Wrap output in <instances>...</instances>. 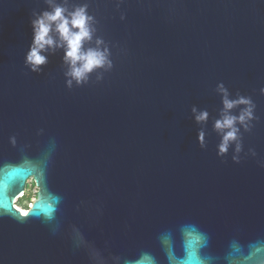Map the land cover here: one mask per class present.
I'll return each instance as SVG.
<instances>
[{
	"label": "water",
	"instance_id": "water-1",
	"mask_svg": "<svg viewBox=\"0 0 264 264\" xmlns=\"http://www.w3.org/2000/svg\"><path fill=\"white\" fill-rule=\"evenodd\" d=\"M51 3L87 5L85 48L106 49L107 63L78 84L53 47L31 71L32 21L50 4L0 0V162L41 160V186L60 198L53 223L18 221L13 202L29 180L17 186L0 216V264H123L142 251L164 264L157 234L185 221L208 234L214 257L264 239V0ZM221 86L253 110L223 156Z\"/></svg>",
	"mask_w": 264,
	"mask_h": 264
},
{
	"label": "clouds",
	"instance_id": "clouds-1",
	"mask_svg": "<svg viewBox=\"0 0 264 264\" xmlns=\"http://www.w3.org/2000/svg\"><path fill=\"white\" fill-rule=\"evenodd\" d=\"M48 2L51 11L43 12L32 21L33 42L25 63L35 72L47 62L46 56L43 55L46 49L63 48L64 62L70 67L68 75L79 84L88 73L107 63V50L85 48V44L90 42L93 36L92 17L87 13V5L68 11L64 6L52 5L51 0ZM96 43L99 45L101 41L97 40ZM220 92L223 115L215 122L214 128L218 133H222L217 154L223 156L227 153L229 145L237 140L238 129L235 125H245L252 119L253 110L249 99L240 97L230 100L222 86ZM240 105L245 107L238 116L229 114L233 108ZM193 112L195 113V109ZM207 115V112H201L195 119L198 123L204 122ZM197 139L202 145L203 134H199ZM10 143L15 146V138H11ZM236 150L239 151V145ZM23 173H28V176L21 179ZM9 176L15 178L6 179ZM43 178L42 162L39 159L21 156L15 161L0 162V216L9 215L8 205L14 199V191L24 180H29L37 184L39 192L29 205V211L19 215L18 221H23L33 213L34 219L44 224L53 223L59 211L60 198L52 193H45L41 186ZM156 239L164 264H264V239L247 244L233 240L222 258L206 254L204 250L208 247V234L194 221H185L174 230L164 229L157 234ZM123 264H161V260L151 251H142L135 257L124 259Z\"/></svg>",
	"mask_w": 264,
	"mask_h": 264
},
{
	"label": "rangeland",
	"instance_id": "rangeland-1",
	"mask_svg": "<svg viewBox=\"0 0 264 264\" xmlns=\"http://www.w3.org/2000/svg\"><path fill=\"white\" fill-rule=\"evenodd\" d=\"M36 192H37V190H36L35 187L32 186V182H31V181L27 182L26 190H25L24 193H23L24 196H26V197L29 198V202H27V203H26V206H25L26 208H28V207H29V203H31V202L34 200L35 195H36ZM23 195L17 197L18 199H17V198L14 199V202H13V203H14V207H15V208H18V209H20V210L25 211L26 208L23 209V208H20V207L17 206V201H18L19 199H21V198L23 197Z\"/></svg>",
	"mask_w": 264,
	"mask_h": 264
},
{
	"label": "trees",
	"instance_id": "trees-1",
	"mask_svg": "<svg viewBox=\"0 0 264 264\" xmlns=\"http://www.w3.org/2000/svg\"><path fill=\"white\" fill-rule=\"evenodd\" d=\"M32 186H33V183H32ZM27 202H29V198L23 195V197L17 201V206L25 209Z\"/></svg>",
	"mask_w": 264,
	"mask_h": 264
},
{
	"label": "bare ground",
	"instance_id": "bare-ground-1",
	"mask_svg": "<svg viewBox=\"0 0 264 264\" xmlns=\"http://www.w3.org/2000/svg\"><path fill=\"white\" fill-rule=\"evenodd\" d=\"M16 209H18V208H16ZM22 214L25 212V211H23V210H20V209H18Z\"/></svg>",
	"mask_w": 264,
	"mask_h": 264
},
{
	"label": "flooded vegetation",
	"instance_id": "flooded-vegetation-1",
	"mask_svg": "<svg viewBox=\"0 0 264 264\" xmlns=\"http://www.w3.org/2000/svg\"><path fill=\"white\" fill-rule=\"evenodd\" d=\"M34 187V186H33Z\"/></svg>",
	"mask_w": 264,
	"mask_h": 264
}]
</instances>
